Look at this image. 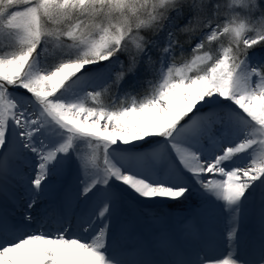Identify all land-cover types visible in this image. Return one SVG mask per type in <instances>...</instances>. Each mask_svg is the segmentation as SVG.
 <instances>
[{"label": "snow or ice", "instance_id": "1", "mask_svg": "<svg viewBox=\"0 0 264 264\" xmlns=\"http://www.w3.org/2000/svg\"><path fill=\"white\" fill-rule=\"evenodd\" d=\"M258 48L264 0H0V198L25 209L20 222L0 209V264H264ZM73 160L75 185L53 189ZM194 190L224 219L222 254L124 258L126 196L175 203ZM160 244L173 242L158 234L147 250Z\"/></svg>", "mask_w": 264, "mask_h": 264}, {"label": "bare ground", "instance_id": "2", "mask_svg": "<svg viewBox=\"0 0 264 264\" xmlns=\"http://www.w3.org/2000/svg\"><path fill=\"white\" fill-rule=\"evenodd\" d=\"M78 172L75 169L70 171L61 180L53 184V189L59 188L61 184L69 186L75 185ZM8 191L15 192L17 197L22 195V191L18 188L14 180H8ZM249 197L248 206L245 209L243 223L241 225V234L243 237L241 252L247 254L249 258L256 255L259 250L260 239V222L259 207L260 194L255 193ZM54 194V193H53ZM147 203L167 202V200L146 201ZM47 203V200L41 202V207ZM135 208L139 214L134 219L129 220L131 230L122 238L126 251L123 253L125 259H155L169 260L175 259L176 250H181L180 258L195 259L196 254L207 253L210 256H218L225 251L224 230L225 223L223 217L212 207H204L196 211H191L188 216L170 212L161 213L163 218L153 217L146 219L145 215L140 211L139 202H134ZM169 207V206H168ZM134 208V209H135ZM0 209L9 213L15 222L22 220L24 209L23 199L15 201L11 199L0 198ZM161 209V208H160ZM136 211V210H135ZM165 215V216H164ZM39 214L36 215V224L39 223ZM124 220L123 216L120 217ZM149 220L151 222H149ZM29 229L25 228V231ZM158 234H166L172 239V246L168 244L152 245L155 251H148L150 242L156 240ZM143 245V247H142Z\"/></svg>", "mask_w": 264, "mask_h": 264}, {"label": "rangeland", "instance_id": "3", "mask_svg": "<svg viewBox=\"0 0 264 264\" xmlns=\"http://www.w3.org/2000/svg\"><path fill=\"white\" fill-rule=\"evenodd\" d=\"M49 63H51V61H49ZM17 91H20V90H17ZM105 101L107 102V97L105 98ZM72 169H75L77 170V166H76V162L75 160L72 161L71 163V170ZM259 190H256L255 193H258ZM126 199V202L128 204V209H130L132 211V216H133V219L135 217L138 216L139 214V211L135 208L134 206V202H133V199L126 196L125 197ZM189 199H191L188 203V207H190V209H188L189 211H196L198 209H202L204 207V203H203V200H202V197L200 196V194L198 192H196L195 190L193 191L192 195L189 197ZM170 201L167 200V202H158V203H147L146 201H139V207H143L145 210L147 211H151L150 208H153L155 206H159L160 208L164 209L165 212L163 213H166L167 215L170 213V212H175L176 214H183L184 216H188L187 213H184L183 211L181 210H173V209H170L168 208V205H169ZM193 204V205H192ZM135 208V209H134ZM136 210V211H135ZM161 214L158 213V215L156 217L159 218ZM165 216V215H164ZM160 218H163V216H160Z\"/></svg>", "mask_w": 264, "mask_h": 264}, {"label": "trees", "instance_id": "4", "mask_svg": "<svg viewBox=\"0 0 264 264\" xmlns=\"http://www.w3.org/2000/svg\"><path fill=\"white\" fill-rule=\"evenodd\" d=\"M185 49H186V52H187V49H188V46L186 45L185 46ZM255 54L257 55V56H259V55H264V49H256L255 50ZM250 55H252V53H250ZM131 85H132V82L130 81L129 82V84L128 85H126V87H131ZM136 87H137V89H139L140 87H141V85H136ZM188 203H189V199H184V200H181L180 202H175V203H172L175 207H179V208H185V207H187V205H188ZM151 209H153V208H151ZM160 210V208H158V207H154V213H156L157 211H159ZM143 212H144V214H147V211L146 210H144L143 209Z\"/></svg>", "mask_w": 264, "mask_h": 264}]
</instances>
